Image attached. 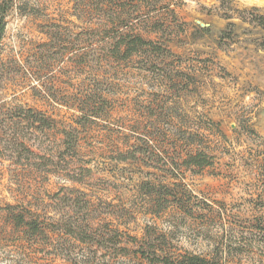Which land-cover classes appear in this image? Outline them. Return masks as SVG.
<instances>
[{
    "label": "rangeland",
    "instance_id": "obj_1",
    "mask_svg": "<svg viewBox=\"0 0 264 264\" xmlns=\"http://www.w3.org/2000/svg\"><path fill=\"white\" fill-rule=\"evenodd\" d=\"M20 1L23 9L9 14L2 41L14 71L0 90V106L39 110L54 128L32 135L39 158L8 152L0 159V264H106L105 247L94 237L107 238L116 225L122 242L141 238L149 225L180 251L264 264V27L254 17L264 16V0L114 1L133 11L128 31L169 51L151 67L142 57L100 66L71 60L106 50L95 41L101 35L93 29L103 24L96 0ZM98 1L111 6L107 12L115 4ZM52 30L61 47L43 46ZM96 86L111 109L80 125L79 113L62 102ZM70 124L80 141L68 153L59 131ZM148 128L151 154L160 150L179 167L185 187L167 192L185 210L169 195L168 208L155 215L150 197L138 190L145 180L173 182V167L169 172L155 156L117 160V150ZM189 151L207 154L211 164L183 165ZM76 198L90 199L94 211L65 207L63 200ZM63 212L91 218L97 230L85 228L80 242L59 222ZM18 213L33 215L40 230L16 226Z\"/></svg>",
    "mask_w": 264,
    "mask_h": 264
},
{
    "label": "trees",
    "instance_id": "obj_2",
    "mask_svg": "<svg viewBox=\"0 0 264 264\" xmlns=\"http://www.w3.org/2000/svg\"><path fill=\"white\" fill-rule=\"evenodd\" d=\"M85 1L80 0L79 4L84 5ZM117 0H110L109 2H114ZM100 10V16L103 20V24H97L98 27L94 28V35H101V37L95 39V41H101L102 47H105V52L101 53L94 50L89 55L84 52L74 53L71 60L78 66H85L87 63H93L96 66L101 64H111L113 62H128L133 61L136 58H144V62L147 67H151L157 63H162L166 60L169 51L166 48L158 47L152 40H147L143 38L139 33L128 31V25L133 18V11H124L122 5L118 2H114L113 8L110 11H105L108 4L102 1H95ZM24 3L20 0H0V90L8 82L12 72L14 71V66L11 65V61H7L2 55V41L4 39L7 18L9 14L18 9L21 11ZM105 13V16H101ZM106 17V18H105ZM255 21L259 25L264 27V16L255 15ZM105 18V19H103ZM100 20V21H102ZM232 26V23H229ZM57 27V25H55ZM103 33V34H101ZM48 42L44 43V47H56L60 46L58 43L60 36L57 30H52L47 32ZM58 43V44H57ZM69 43V42H68ZM104 49V48H103ZM60 51V50H59ZM63 51L59 55H63ZM58 54V52H57ZM144 54V57H143ZM70 102H62L69 108H73L79 114L76 119V123L80 125L87 123V121H92L95 118H99L102 113L109 109L110 99L104 90L99 89L97 86L93 89H89L81 94L76 95L72 98ZM106 107V108H104ZM111 109V107H110ZM23 122H26L25 126L20 127ZM54 120L46 116L43 112L36 110L31 107L14 106L11 108H4L0 106V159L5 156V153H17L39 158V155L33 148L35 146L37 136L32 138L35 133L45 134L47 130H52L54 128ZM25 131L28 133H24ZM61 144L63 152H74L80 141V131L72 124L63 126L60 129ZM153 133L150 132L149 128L139 132L137 136L134 137L133 142H127L124 149L117 150V160L121 162H136L139 160V155L155 156L156 160H159L162 165L166 166L167 170L170 172V162L167 158L161 157V152L154 155L150 152V146L153 144L154 138ZM180 162L187 166H196L199 168L206 167L211 164L209 156L203 152H187L184 158H180ZM174 163V162H173ZM177 163L172 165V175L171 178L175 180L173 182L164 183L162 181L155 182L151 180H145L139 183L138 190L143 191L152 200L151 213L157 215L162 211H165L171 200H169V195H173L178 203L180 209H186L181 199L176 198L175 194L167 192L170 186L185 187L181 182L180 178H177L176 172L179 169ZM63 173V172H62ZM66 178L72 181H81L80 177L70 174L69 172H64L63 174ZM69 191H74L69 189ZM78 193H82L80 190H75ZM84 193V192H83ZM65 207L71 209H88L91 211L94 207L90 199H66L63 200ZM14 208V206H10ZM94 210L92 209V212ZM29 213V212H28ZM32 212H30L31 214ZM113 213V212H112ZM113 215V214H110ZM105 221L104 219H102ZM14 223L16 226H25L32 233H36L40 230L39 222L32 216L26 218L22 213L15 214ZM110 224H113L112 220H108ZM64 230L67 233L77 235V239L80 242L86 241V236H84L85 228H92L94 231L97 229L93 227L94 222L91 218L82 220L78 217L70 219L68 212H63L62 217L59 221ZM119 226L113 227L110 236L107 238H102L98 234L94 237L96 243L100 247H105L106 256L108 260L106 264H230L222 260V257L218 252H214L210 256H204L201 254L180 251L171 242H169L167 236L164 233L158 232L151 226H146L144 230V235L141 238L136 236H129L128 242H122L119 236L122 234L120 232ZM123 243V244H121Z\"/></svg>",
    "mask_w": 264,
    "mask_h": 264
}]
</instances>
